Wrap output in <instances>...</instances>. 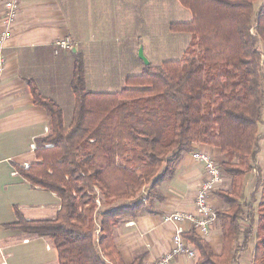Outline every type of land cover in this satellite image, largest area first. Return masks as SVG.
<instances>
[{
  "label": "trees",
  "instance_id": "obj_1",
  "mask_svg": "<svg viewBox=\"0 0 264 264\" xmlns=\"http://www.w3.org/2000/svg\"><path fill=\"white\" fill-rule=\"evenodd\" d=\"M179 1L193 15L189 22L169 24L171 32L193 36L180 60L147 65L128 75L122 89L105 92L88 90L84 55L73 54L75 106L69 125L58 102L28 79L36 105L49 114L50 132L38 139L39 161L21 171L32 185L56 192L62 203L55 219L20 216L8 226L50 238L60 264H123L112 228L120 217L135 216L145 199L160 197L158 187L172 178L182 153L194 144L220 148L225 158L214 160L232 177L231 189L218 192L228 205L216 210L222 252L215 253L194 228L184 233L199 251L197 264H233L248 246L251 231L242 245L236 240L264 106V4ZM262 186L254 264H264V179ZM98 200L129 201L98 210Z\"/></svg>",
  "mask_w": 264,
  "mask_h": 264
},
{
  "label": "crops",
  "instance_id": "obj_2",
  "mask_svg": "<svg viewBox=\"0 0 264 264\" xmlns=\"http://www.w3.org/2000/svg\"><path fill=\"white\" fill-rule=\"evenodd\" d=\"M5 2L0 0V19L5 14ZM167 17L172 19L165 20ZM192 17V12L179 0H22L11 37L5 45L6 70L0 77V264H60L59 252L50 238L8 226L20 216L26 220L55 219L62 203L56 192L32 185L21 171L39 161L36 157L38 139L50 132L49 114L36 105L28 79L37 83L44 96L58 102L64 110L65 124L69 125L75 106L71 88L74 53L79 51L84 55L88 90L91 84L97 89L94 91L122 89L126 77L133 75L131 71L139 74L147 66L138 56L142 43L152 67L158 54L184 55L193 39L192 34L171 32L168 25L189 22ZM66 38L72 41L71 48L55 45L57 40ZM158 39L166 41L159 52L155 45ZM108 41L112 42L118 57L128 58L124 59L125 64L118 60L113 74L108 65L98 63L95 69L89 62V56L91 60L96 57L104 61L109 53L104 45L91 48L90 44ZM91 73L95 75L90 77ZM197 150L208 153L217 162L225 158L220 148L194 144V150L182 153L172 178L158 187L159 198L145 199L144 207L135 216L119 218L112 235L123 264H133L138 258L142 264L159 260L172 248L176 227L166 222L165 216L175 211L198 213L196 193L208 178V172L204 163L194 158L193 152ZM254 169L244 179L243 203L246 206L241 217L242 232L236 244L244 243L246 230L252 234L247 248L238 253L233 264H254L255 261L260 199L258 203L245 202L247 179ZM222 176L209 197L215 210L228 207L218 192L231 189L232 177L224 171ZM127 201L119 200L114 204ZM100 208L98 203L97 209ZM96 222L98 239V217ZM179 224L185 232L193 229L189 221ZM222 233L218 218L210 235L203 237L211 248L214 244L220 245L218 250L213 248L217 254L222 252ZM198 257L195 260L178 256L170 264H197Z\"/></svg>",
  "mask_w": 264,
  "mask_h": 264
},
{
  "label": "built area",
  "instance_id": "obj_3",
  "mask_svg": "<svg viewBox=\"0 0 264 264\" xmlns=\"http://www.w3.org/2000/svg\"><path fill=\"white\" fill-rule=\"evenodd\" d=\"M22 0H6L5 14L0 19L3 28L0 29V77L4 75L6 70L7 57L4 52L5 45L11 37V28L19 15ZM56 46L69 49L73 43L70 39H59L55 43ZM194 158L203 162L208 172V178L202 183L195 200L198 213L193 214L184 211H175L165 216L166 222L176 225L174 234L172 235L173 246L159 260L149 264H170L175 257L187 256L195 259L198 257V250L185 236L184 228L179 224L181 221H189L193 224V228L197 235L207 237L210 235L212 225L218 219L216 210L209 203L210 194L214 191L217 184L222 180L223 171L218 163L203 151L193 152ZM98 203L100 201L98 200Z\"/></svg>",
  "mask_w": 264,
  "mask_h": 264
},
{
  "label": "rangeland",
  "instance_id": "obj_4",
  "mask_svg": "<svg viewBox=\"0 0 264 264\" xmlns=\"http://www.w3.org/2000/svg\"><path fill=\"white\" fill-rule=\"evenodd\" d=\"M264 4V0H259V2L256 4V7L259 8L261 5ZM169 19H172L171 17H167L165 18V20H169ZM169 26V25H168ZM169 28V27H168ZM165 42L166 41H162L161 39H158V41L155 43L156 47L159 48L158 52L161 51L162 47L161 46H166L165 45ZM91 45V48L95 46V48L99 45V46H102L104 45L105 47H107L106 49H108L109 53L106 55V57H104V61L100 60V59H97L96 57H92V60H91V57L89 56V62H90V65H91V68L93 66V68L96 69V66L98 63H102L103 65H108V69H111L109 70L112 74V70L117 66V62H119L118 60H121L122 63L124 62L125 64V61L124 59L128 60V58L126 57H118L116 54H115V51L114 49H112V42L108 41V42H104V43H99V42H95L93 44H90ZM189 46V45H188ZM260 46V44H259ZM187 49V48H186ZM183 55H179V56H175V57H170L167 56L166 54H158L154 57L155 59V66L154 67H159L161 66L162 64V61H166V60H180L182 58ZM96 58V59H95ZM261 69H262V74H263V90H264V58H263V61H262V66H261ZM130 72V71H128ZM94 73V72H93ZM130 74H136V72L134 71H131ZM95 75V74H94ZM92 73L90 75V77L94 76ZM92 84L89 85V89L90 90H97V89H93L92 88ZM100 90H103V91H106V90H109V89H100ZM120 90V88L118 87H114L112 89H110L109 91L110 92H115V91H118ZM262 110V119H261V122H260V127H259V141H258V144L256 145V151H255V154H254V157L251 159V163L253 165V167L255 168L254 171H253V174H251L248 179H247V184H246V188H245V202H250V201H253L255 203H258V200L261 198V187L262 186V181L264 179V106H263V109ZM255 195V196H253ZM143 196V197H142ZM146 196V192L145 190H143L140 194V197L138 198V200L140 201L141 199H144V197ZM119 201V200H118ZM103 202V201H102ZM116 201H107L105 204H101L102 208L103 207H110V206H119L121 205V203H117V205H115ZM128 202V201H127ZM125 202V203H127ZM115 203V204H114ZM215 250H218V248H220V245H216L214 244V247H213Z\"/></svg>",
  "mask_w": 264,
  "mask_h": 264
},
{
  "label": "water",
  "instance_id": "obj_5",
  "mask_svg": "<svg viewBox=\"0 0 264 264\" xmlns=\"http://www.w3.org/2000/svg\"><path fill=\"white\" fill-rule=\"evenodd\" d=\"M73 50H75V47H73ZM138 56H139V58H141V59L144 61V63H145L146 65H149V60H148V58H147V57L145 56V54H144L143 43L141 44V46H140V48H139Z\"/></svg>",
  "mask_w": 264,
  "mask_h": 264
}]
</instances>
